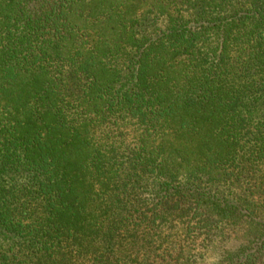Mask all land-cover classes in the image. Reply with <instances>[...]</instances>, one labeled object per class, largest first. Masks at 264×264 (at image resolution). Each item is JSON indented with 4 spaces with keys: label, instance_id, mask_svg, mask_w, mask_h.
Listing matches in <instances>:
<instances>
[{
    "label": "trees",
    "instance_id": "trees-1",
    "mask_svg": "<svg viewBox=\"0 0 264 264\" xmlns=\"http://www.w3.org/2000/svg\"><path fill=\"white\" fill-rule=\"evenodd\" d=\"M0 264H264V0H0Z\"/></svg>",
    "mask_w": 264,
    "mask_h": 264
}]
</instances>
